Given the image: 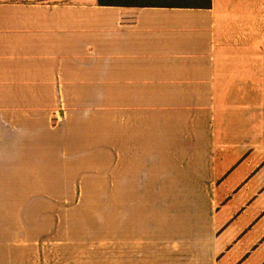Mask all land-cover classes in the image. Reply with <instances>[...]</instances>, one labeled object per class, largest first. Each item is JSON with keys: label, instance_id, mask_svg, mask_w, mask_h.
I'll use <instances>...</instances> for the list:
<instances>
[{"label": "crops", "instance_id": "0c3cea01", "mask_svg": "<svg viewBox=\"0 0 264 264\" xmlns=\"http://www.w3.org/2000/svg\"><path fill=\"white\" fill-rule=\"evenodd\" d=\"M184 4L0 2V264H38L68 123H110L103 151L143 161L159 240L187 241L168 264H264V0ZM204 189L202 220L166 197Z\"/></svg>", "mask_w": 264, "mask_h": 264}, {"label": "rangeland", "instance_id": "374dc122", "mask_svg": "<svg viewBox=\"0 0 264 264\" xmlns=\"http://www.w3.org/2000/svg\"><path fill=\"white\" fill-rule=\"evenodd\" d=\"M44 1L47 0H0ZM67 129L70 130L67 132ZM67 129L55 131L53 202L48 201L46 207L39 201L38 223L33 225L37 231V247L41 249L36 263H172L176 242L180 247L187 241L159 240L158 193L150 188L152 185L142 186L143 177L149 182L142 174L143 161L126 158L125 145L116 146L119 156L116 160L103 151L115 139L110 123H68ZM117 133L120 135L119 128ZM198 179L204 182V175ZM166 195L169 201L175 196L178 200L192 196V214L197 220L204 219L206 203L213 196L206 189L191 195L171 190ZM173 212L168 206L167 224L174 217ZM180 214L178 209L177 215Z\"/></svg>", "mask_w": 264, "mask_h": 264}, {"label": "trees", "instance_id": "16d2710c", "mask_svg": "<svg viewBox=\"0 0 264 264\" xmlns=\"http://www.w3.org/2000/svg\"><path fill=\"white\" fill-rule=\"evenodd\" d=\"M154 1L155 0H96L97 5L99 6H116V7H139ZM180 2L185 3L182 6H187V7L206 8L207 6H209V0H181Z\"/></svg>", "mask_w": 264, "mask_h": 264}]
</instances>
